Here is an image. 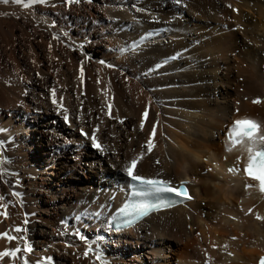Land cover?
<instances>
[{
  "label": "bare ground",
  "instance_id": "1",
  "mask_svg": "<svg viewBox=\"0 0 264 264\" xmlns=\"http://www.w3.org/2000/svg\"><path fill=\"white\" fill-rule=\"evenodd\" d=\"M0 10L10 22L0 26V153L11 161L0 196L20 193V214L6 205L8 217L0 216V233L20 239L0 240V251L27 238L33 251L20 256L29 264L51 250L52 264H69L60 252L93 264L78 230L105 264L258 263L264 193L227 171L248 161L243 145L228 140L235 120L264 126V103L253 102L264 101V0H46L29 8L2 0ZM28 55L35 69L25 67ZM53 89L67 113L52 103ZM81 128L89 137L99 128L104 151ZM139 153V174L190 181L194 201L113 233L106 220L127 198L124 167ZM135 247L144 260L128 256ZM20 256L0 264H20Z\"/></svg>",
  "mask_w": 264,
  "mask_h": 264
},
{
  "label": "snow or ice",
  "instance_id": "2",
  "mask_svg": "<svg viewBox=\"0 0 264 264\" xmlns=\"http://www.w3.org/2000/svg\"><path fill=\"white\" fill-rule=\"evenodd\" d=\"M5 4L9 3V0H3ZM16 4H22L26 8L32 7L38 3L43 4L46 3V0H27V3H24V0H14ZM73 0H68V3L71 4ZM91 2V0H89ZM177 3L180 0H176ZM58 39V37H56ZM103 63V62H101ZM111 66V65H109ZM81 78H83L84 70L81 66L80 69ZM52 95V103L55 104L58 108L62 109L63 112L67 113L68 109L64 107L63 103H58L56 98V90L53 89L51 92ZM256 104L264 103L260 99H256L253 101ZM111 104L108 105V112L111 115ZM144 117L147 119L148 112H144ZM65 120L67 121L69 117L65 115ZM123 122V121H121ZM141 130L144 128V124L140 125ZM82 135L91 140L92 146L99 151H104V147L99 142L96 132H99V128H96L93 134L89 137V134L84 132L83 128L80 129ZM156 137V127H152L150 129V138L147 140L145 144V149L147 153H151L156 144L154 142ZM228 139L233 146L243 145L244 150L248 153V162L247 167L243 169V171L247 174L248 178L252 181H256L259 184V190L264 193V126L252 119H237L234 122V126L229 133ZM3 147V145H0ZM232 149L229 148L228 151ZM145 153H139V155L132 159L130 164L124 167V171L127 176L133 183V191L132 195L134 197H141L139 202L130 205V207L134 210V214L138 216L146 215L151 209H159L161 207H166L167 204L163 201L162 194L164 193H173L175 196H182L186 199H191L188 195L187 190L181 188L174 187L172 183L164 178H159V176L155 177H146L144 175L139 174L137 171V166L141 160L144 159ZM11 161L3 156V153H0V175H4L6 169L3 167L5 164H10ZM156 164H160L159 160L155 161ZM229 172L235 173L237 169L235 167H231L228 169ZM249 189L253 187L251 183L247 185ZM12 195L19 196V192H13ZM152 198V199H150ZM5 197L0 196V201L4 200ZM153 199L159 202H153ZM243 210V209H242ZM123 212L128 213V208L122 209ZM253 210L249 209L248 214H252ZM132 214V213H129ZM0 216L5 218L8 217V212L6 208L0 206ZM257 220L264 222V216L256 214L255 217ZM235 219V217H232ZM24 223H27L25 219ZM129 225L132 223L128 222ZM16 233H22L26 231V229L22 227H16L14 229ZM78 236L81 241H84L86 244V250L83 253L84 258L94 257L93 264H105V260L101 252L96 250L91 243H88L87 238L81 234L78 230L73 233ZM6 239L9 243L20 239L17 236L9 235L7 231L0 233V240ZM235 239V237H233ZM68 247H72V245H68ZM227 248V245H225ZM33 251L31 245L28 243L27 238H24V247H15L9 248L4 251H0V261H3L5 257L11 258L13 262L18 258V254L21 252L31 253ZM232 255L231 252L228 253ZM23 264H29L27 256L23 257ZM37 264H41L40 261ZM44 264H52V260L50 257L44 258ZM260 264H264V259H261Z\"/></svg>",
  "mask_w": 264,
  "mask_h": 264
},
{
  "label": "rangeland",
  "instance_id": "3",
  "mask_svg": "<svg viewBox=\"0 0 264 264\" xmlns=\"http://www.w3.org/2000/svg\"><path fill=\"white\" fill-rule=\"evenodd\" d=\"M0 1H2V0H0ZM67 9H66V11H69L68 10V6L66 7ZM61 13V11L60 12H58V14H60ZM58 14H56L57 15V17H60ZM1 23H2V25H1ZM8 25H10V22H9V20H8V17L6 16V14H5V12L4 11H2V10H0V26H2V28H4L5 30H6V28H7V26ZM12 25H14L13 23H12ZM1 28V27H0ZM17 30V29H16ZM164 30V32L166 31V29H163ZM33 32V31H32ZM163 32V33H164ZM17 33L19 34V31L17 30ZM50 57V56H49ZM28 58L29 59H25V61H24V65H25V67H28L29 69H35L36 68V63L34 62V59H32L33 57L32 56H30V55H28ZM170 59H168V60H166L167 61V63L168 62H170L169 61ZM51 61L49 60V63H50ZM50 64H52V62L50 63ZM35 67V68H34ZM11 71H15L16 72V69H11ZM12 72V73H13ZM55 72H57V70H55ZM12 76H13V74H12ZM33 135H35L34 134V132L31 130L30 132H29V136H28V138L30 139V140H32V136ZM36 136V135H35ZM229 140V139H228ZM32 152V151H31ZM12 191L11 190H9L8 192H7V194H6V196H5V201L4 200H2V201H0V206H2L3 208L6 206V205H8V206H6L7 208L9 207V208H12L13 209V211L14 212H16V211H18L16 214L17 215H19L20 214V212H19V207H18V205H17V202H16V197L14 196V195H12ZM9 195V196H8ZM6 203V204H5ZM16 208V209H15ZM11 209V210H12ZM240 210H242V209H240ZM242 212V211H241ZM20 217V216H19ZM19 217L17 218V220L19 219ZM21 218V217H20ZM22 219H24V218H22ZM21 219V220H22ZM18 221H20V220H18ZM20 223V222H19ZM19 223H16L17 225L19 224ZM22 223V224H21ZM18 226H20V227H24L25 225H26V223H24V221L23 222H21ZM25 224V225H24ZM16 225V226H17ZM100 232H98V234H99ZM197 234V233H196ZM196 237H197V235H195ZM86 238H87V236H86ZM77 239H79V237L77 236ZM80 240V239H79ZM49 242L48 243H52L53 241H54V239H49L48 240ZM104 244V246H107V248H112V246L111 245H108V244H106V243H103ZM114 248V247H113ZM119 249H121V247H119ZM138 251V252H137ZM132 252H136L138 255V259L139 260H144V256H143V254L142 253H145V250L144 249H142V248H138L137 249V247H135V248H131V250H129V255L128 256H132ZM57 253L58 252H55L54 250H51V252L49 253V255L47 256V257H50L51 258V260H52V263H54L55 262V260H57ZM22 254H23V252H22ZM21 253L18 255V256H20V255H22ZM53 254V255H52ZM142 254V255H141ZM56 255V256H55ZM61 257H63V258H66L67 259V262L69 263V264H72V262H71V260H69V258L65 255V254H63V253H61L60 252V254H59ZM25 256V255H24ZM24 256H20L19 258H20V261H23L22 259H23V257ZM39 257V256H38ZM61 257H59V258H61ZM130 258V257H129ZM94 259L95 258H93L92 259V262L94 261ZM123 259V258H122ZM118 260V259H117ZM121 263H120V262ZM37 262H38V260H37ZM37 262L35 261V264H37ZM118 262L119 263H116V264H123L122 263V261L121 260H118ZM98 263V262H97ZM20 264H23V262L22 263H20ZM41 264H44V260H43V262L41 263Z\"/></svg>",
  "mask_w": 264,
  "mask_h": 264
}]
</instances>
